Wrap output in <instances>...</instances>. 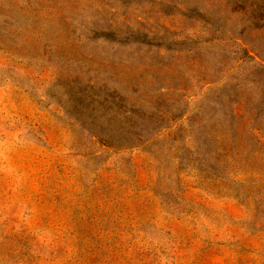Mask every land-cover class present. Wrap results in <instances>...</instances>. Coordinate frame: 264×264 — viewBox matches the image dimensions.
Segmentation results:
<instances>
[{
	"label": "rangeland",
	"instance_id": "374dc122",
	"mask_svg": "<svg viewBox=\"0 0 264 264\" xmlns=\"http://www.w3.org/2000/svg\"><path fill=\"white\" fill-rule=\"evenodd\" d=\"M262 1L0 0V264H264Z\"/></svg>",
	"mask_w": 264,
	"mask_h": 264
},
{
	"label": "trees",
	"instance_id": "16d2710c",
	"mask_svg": "<svg viewBox=\"0 0 264 264\" xmlns=\"http://www.w3.org/2000/svg\"><path fill=\"white\" fill-rule=\"evenodd\" d=\"M258 7V6H257ZM260 8V7H259ZM262 11H260V13H259V17L258 18H260V17H262V15L264 14V0L262 1V4H261V8H260ZM251 23L254 25V26H263L264 25V22H258V21H255V22H253V21H251ZM108 93L107 94H109V95H112V94H117L116 96H117V98H118V102H120V103H123V104H125L124 102H125V98L123 97L124 95L123 94H121L120 92H118L115 88H109V89H107L106 90ZM103 97H105V96H103ZM105 99V98H104ZM126 105V104H125ZM116 107L117 105H116V99L115 98H110V97H108L107 96V107L108 108H111V107ZM129 107L132 109V111H134V112H136V113H138V114H140V115H142V110L143 109H145L144 107H141L140 105H138V104H136V103H132V104H130L129 105ZM136 115H134V117H135ZM135 119H133L132 120V122H131V125L133 126V121H134ZM130 125V127H132ZM133 128H135L136 129V127H133ZM131 135L133 136V137H135V136H137L138 134L137 133H135L133 130H132V132H131ZM120 136L121 135H119V136H117V137H114V135H111V134H106L105 133V135L103 136V139L106 141V142H117L118 144H121V139H119L120 138ZM123 138V137H122ZM125 138V137H124ZM123 143V142H122Z\"/></svg>",
	"mask_w": 264,
	"mask_h": 264
}]
</instances>
